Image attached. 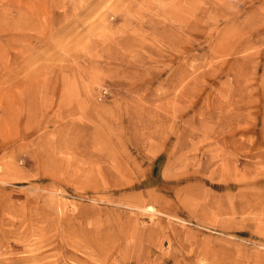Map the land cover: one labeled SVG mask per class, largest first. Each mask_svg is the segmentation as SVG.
<instances>
[{"label": "rangeland", "instance_id": "374dc122", "mask_svg": "<svg viewBox=\"0 0 264 264\" xmlns=\"http://www.w3.org/2000/svg\"><path fill=\"white\" fill-rule=\"evenodd\" d=\"M0 264H264V0H0Z\"/></svg>", "mask_w": 264, "mask_h": 264}]
</instances>
